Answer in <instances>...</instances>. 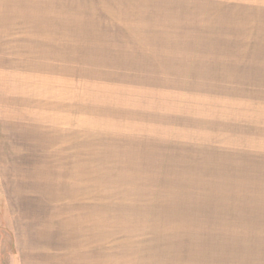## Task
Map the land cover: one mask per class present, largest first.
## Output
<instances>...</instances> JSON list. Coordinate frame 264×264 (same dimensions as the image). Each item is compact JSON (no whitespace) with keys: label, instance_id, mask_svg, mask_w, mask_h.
I'll list each match as a JSON object with an SVG mask.
<instances>
[{"label":"rangeland","instance_id":"374dc122","mask_svg":"<svg viewBox=\"0 0 264 264\" xmlns=\"http://www.w3.org/2000/svg\"><path fill=\"white\" fill-rule=\"evenodd\" d=\"M46 256L264 264V0H0V264Z\"/></svg>","mask_w":264,"mask_h":264},{"label":"crops","instance_id":"0c3cea01","mask_svg":"<svg viewBox=\"0 0 264 264\" xmlns=\"http://www.w3.org/2000/svg\"><path fill=\"white\" fill-rule=\"evenodd\" d=\"M51 258L52 257H50V256H46L45 258H41L42 260H41V262L43 263V264H52V260H51ZM74 258H76V259H78V260H74ZM46 260V261H45ZM80 261V256H76V257H72V258H70L69 260H68V262L70 263V264H72V262H75V263H77L78 264V262ZM38 263V262H37Z\"/></svg>","mask_w":264,"mask_h":264}]
</instances>
